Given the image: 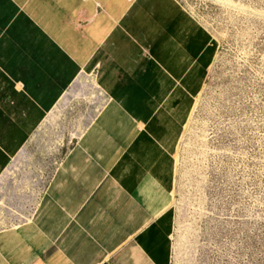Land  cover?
<instances>
[{
    "label": "crops",
    "instance_id": "1",
    "mask_svg": "<svg viewBox=\"0 0 264 264\" xmlns=\"http://www.w3.org/2000/svg\"><path fill=\"white\" fill-rule=\"evenodd\" d=\"M210 46L172 0H0V177L82 72L112 96L34 215L0 231V264L173 263L175 151Z\"/></svg>",
    "mask_w": 264,
    "mask_h": 264
},
{
    "label": "rangeland",
    "instance_id": "2",
    "mask_svg": "<svg viewBox=\"0 0 264 264\" xmlns=\"http://www.w3.org/2000/svg\"><path fill=\"white\" fill-rule=\"evenodd\" d=\"M172 1L208 30L212 51L175 151L172 264H264V0ZM127 38L151 57L137 32ZM98 71L81 73L0 177V231L34 215L58 165L112 99Z\"/></svg>",
    "mask_w": 264,
    "mask_h": 264
}]
</instances>
